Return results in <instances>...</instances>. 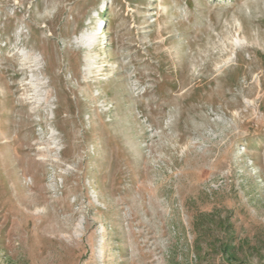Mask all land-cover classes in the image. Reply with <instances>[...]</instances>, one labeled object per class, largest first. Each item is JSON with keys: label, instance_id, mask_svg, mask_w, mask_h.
Listing matches in <instances>:
<instances>
[{"label": "rangeland", "instance_id": "rangeland-1", "mask_svg": "<svg viewBox=\"0 0 264 264\" xmlns=\"http://www.w3.org/2000/svg\"><path fill=\"white\" fill-rule=\"evenodd\" d=\"M0 264H264V0H0Z\"/></svg>", "mask_w": 264, "mask_h": 264}]
</instances>
